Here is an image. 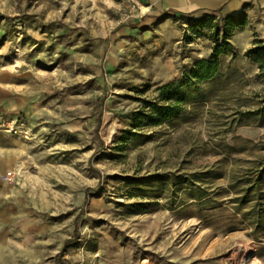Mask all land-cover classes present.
<instances>
[{"label":"rangeland","instance_id":"1","mask_svg":"<svg viewBox=\"0 0 264 264\" xmlns=\"http://www.w3.org/2000/svg\"><path fill=\"white\" fill-rule=\"evenodd\" d=\"M231 14L221 75L146 116L212 55L192 22ZM257 41L264 0H0L1 94L31 135L0 130V264H264Z\"/></svg>","mask_w":264,"mask_h":264},{"label":"trees","instance_id":"2","mask_svg":"<svg viewBox=\"0 0 264 264\" xmlns=\"http://www.w3.org/2000/svg\"><path fill=\"white\" fill-rule=\"evenodd\" d=\"M215 19L216 17L213 15H206L192 22V29L195 31L199 27L211 30V36L215 44L210 58L197 60L191 70L185 73L183 79L174 80L160 86V98L166 100L167 103L149 102L150 112L146 116L161 120L169 119L176 115L180 110L182 90L192 84L215 80L222 73V56L236 54L235 47L230 40V35L233 28L242 24L243 18L239 14H231L220 21L214 22ZM246 55L258 66L259 71L256 74V78L264 81V41H257L254 47L246 51Z\"/></svg>","mask_w":264,"mask_h":264},{"label":"built area","instance_id":"3","mask_svg":"<svg viewBox=\"0 0 264 264\" xmlns=\"http://www.w3.org/2000/svg\"><path fill=\"white\" fill-rule=\"evenodd\" d=\"M136 0H131V2H135ZM5 130L10 133L15 134H22L24 135V138L26 140H31V135L29 134V131L23 130V124L18 121V119H9L6 117H0V130ZM6 179H12L14 178L15 174L13 171L7 172V174L4 175Z\"/></svg>","mask_w":264,"mask_h":264},{"label":"crops","instance_id":"4","mask_svg":"<svg viewBox=\"0 0 264 264\" xmlns=\"http://www.w3.org/2000/svg\"><path fill=\"white\" fill-rule=\"evenodd\" d=\"M11 105L8 103L7 94L3 92L1 94V77H0V117L11 118L14 115H11ZM0 168H1V159H0Z\"/></svg>","mask_w":264,"mask_h":264},{"label":"bare ground","instance_id":"5","mask_svg":"<svg viewBox=\"0 0 264 264\" xmlns=\"http://www.w3.org/2000/svg\"><path fill=\"white\" fill-rule=\"evenodd\" d=\"M247 252H248V249L247 250H245V254H247ZM242 254V250L240 251V255ZM244 254V255H245Z\"/></svg>","mask_w":264,"mask_h":264}]
</instances>
